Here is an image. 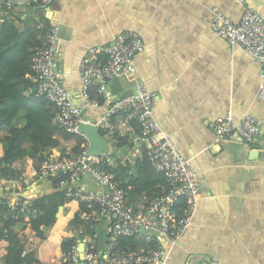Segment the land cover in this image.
I'll list each match as a JSON object with an SVG mask.
<instances>
[{"label":"crops","instance_id":"0c3cea01","mask_svg":"<svg viewBox=\"0 0 264 264\" xmlns=\"http://www.w3.org/2000/svg\"><path fill=\"white\" fill-rule=\"evenodd\" d=\"M247 7L264 17V0H56L32 13L0 6V23L7 18L18 34L30 30L38 41L41 21L58 25V72L68 96L82 108L83 122L100 130L99 122L112 103L134 91L137 83L156 93L153 115L189 159L199 192L196 212L184 234L174 243L159 241L161 264L211 259L220 264H264V100L258 95L264 76L259 74L258 62L240 46L228 45L211 27L212 9L238 21ZM127 30L137 31L144 44L143 53L134 58L133 75L113 79L107 84L109 99L96 108L86 106L78 75L82 59L90 47L109 45ZM98 97L95 92L93 98ZM228 110L236 122L245 113L258 119L260 133L253 144H245L236 134L222 140L214 137L212 123ZM109 123L102 156L126 187L128 203L141 210L164 192L165 182H160L162 176L147 158V142L140 137L137 123L120 113L113 114ZM74 146V139H60L51 154L71 156ZM13 167L35 170L29 158L14 162ZM51 184L49 179H38L26 195L53 192ZM80 184L98 189L89 179ZM79 213V201L69 198L45 230L44 239L25 221L11 229L25 241L26 251L36 250L40 260L58 262L56 248L63 240H83V225L72 223ZM110 223V219L99 220L97 238L86 239L84 248L104 251ZM158 240L135 239L132 247L145 251Z\"/></svg>","mask_w":264,"mask_h":264},{"label":"built area","instance_id":"2783aa9c","mask_svg":"<svg viewBox=\"0 0 264 264\" xmlns=\"http://www.w3.org/2000/svg\"><path fill=\"white\" fill-rule=\"evenodd\" d=\"M56 0H0V6L7 10L29 6L48 7ZM211 27L216 36L228 45H238L254 61L260 64L259 74L264 76V17L252 7L242 12L238 21L212 9ZM38 28L42 38L33 49L30 71L33 86L29 93L45 96L55 111L54 122L70 133H77L78 125L83 122L82 108L75 105L68 96L58 72L59 65V27L41 21ZM141 35L134 30L118 34L109 45L90 47L82 59L78 75L81 81V98L86 106L96 108L99 102L92 98L91 91L109 99L107 84L120 76L134 73V58L143 53ZM259 97L264 100V82L259 87ZM156 93L142 83H137L134 91L115 100L99 122L100 130L107 134L110 117L120 113L137 123L140 137L147 142V158L164 179L165 190L153 197L147 205L136 210L126 200L127 189L116 178L109 161L102 154L88 156L86 147L71 156L50 154L37 170L27 171L23 167L0 166V201L6 200L11 208L17 209L18 216L29 224L38 209L33 198L27 196L29 187L38 179L55 181L54 185L65 191L68 198L84 204L86 211L81 217L84 225L93 231L88 235L81 230V240H76L65 254V264H161L159 241L174 243L190 226L197 207L198 179L171 137L162 129L153 115ZM217 140L236 134L245 144H253L259 133L258 119L245 113L236 122L231 111H226L211 125ZM23 168V169H22ZM89 179L98 187L89 190L82 186V180ZM106 187V191L102 187ZM32 191V189H30ZM27 194V195H26ZM110 219L107 228V242L104 251L93 247L84 248L86 239L96 237V223ZM122 236L134 239L157 237L154 247L136 252L128 246H119ZM89 237V238H88ZM83 242L82 257L79 245ZM191 264H220L216 260L197 261Z\"/></svg>","mask_w":264,"mask_h":264},{"label":"trees","instance_id":"16d2710c","mask_svg":"<svg viewBox=\"0 0 264 264\" xmlns=\"http://www.w3.org/2000/svg\"><path fill=\"white\" fill-rule=\"evenodd\" d=\"M39 42L30 30L18 34L7 18L0 23V145L3 148L0 166L3 171H6L7 166L25 158L31 159L37 170L60 144V139H74V154L85 149L87 145L81 135L70 133L54 122L55 111L45 96L28 92L33 86L30 71L33 49ZM94 93L93 89L92 98ZM96 100L99 104L104 102L101 96ZM54 182L52 180L53 192L33 198L38 213L29 221V226L40 239H44L45 230L54 224L58 208L69 200L65 191L57 188ZM160 182L164 184V179ZM80 206L81 213L75 215L72 223L83 225L87 234L92 235L93 231L88 225H84L81 217L82 212L87 209L84 204L80 203ZM18 215L17 209L11 208L5 199L0 201V263L65 264V254L77 239L67 238L56 248L58 262L48 258L45 261L40 260L36 250H25V241L11 229L18 221H23ZM134 240L132 237L122 236L118 244L134 250Z\"/></svg>","mask_w":264,"mask_h":264},{"label":"water","instance_id":"95a60500","mask_svg":"<svg viewBox=\"0 0 264 264\" xmlns=\"http://www.w3.org/2000/svg\"><path fill=\"white\" fill-rule=\"evenodd\" d=\"M18 9L28 13L33 12V8L29 6H21L18 7ZM77 133L83 136L87 141L86 154L88 156H95L106 152L107 150L106 138L104 137L103 134H101L100 130L97 128L96 125L81 122L77 127ZM102 190L105 192L106 187L103 186ZM60 211H61V207H59L56 215H58ZM49 228L50 227H48L47 230ZM83 246L84 244L83 242H81L79 245V252L81 254V257H82Z\"/></svg>","mask_w":264,"mask_h":264}]
</instances>
